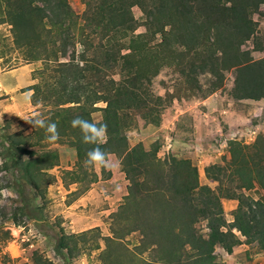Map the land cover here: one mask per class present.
Here are the masks:
<instances>
[{
  "label": "trees",
  "instance_id": "trees-1",
  "mask_svg": "<svg viewBox=\"0 0 264 264\" xmlns=\"http://www.w3.org/2000/svg\"><path fill=\"white\" fill-rule=\"evenodd\" d=\"M83 1L80 51L72 33L78 17L68 0H0V7L6 5L15 41L28 50L27 60L47 63L39 82L26 91H34L32 103L43 106L41 114L57 124L58 140L76 151L77 168L68 172L70 183L81 182L89 171L90 183L97 177L83 166L86 153L96 145L84 144L79 130L72 128L76 115L106 124L108 138L99 147L122 159L128 195L112 217V236L104 238V264H225L216 248L232 254L242 241L234 230L256 253H263L264 201L246 193L264 191V136L251 145L229 142V157L205 171L218 183L217 189L201 184L192 160L171 156L162 162L157 150L148 153L142 143L132 147L128 138L136 114L160 123L165 98L155 94L152 82L165 67L175 66L194 80L210 74L218 81L214 89L226 71L234 70L235 100L264 99V58L254 59L242 48L254 34L249 14L259 0ZM135 6L146 22V32L138 35ZM97 112L102 113L99 122ZM30 136L38 143L46 141L43 129L34 128ZM10 145L11 152L18 147L15 142ZM16 150L12 168L20 171L24 189L31 188L36 197L46 171L58 165L59 157L51 151L38 155L26 144ZM225 199L238 201L231 223ZM29 206L24 193V214ZM200 223H205L207 233ZM133 233L140 236L136 254L123 244ZM80 237L62 236L58 253L65 250L72 256ZM123 255L127 263L120 261Z\"/></svg>",
  "mask_w": 264,
  "mask_h": 264
},
{
  "label": "rangeland",
  "instance_id": "rangeland-1",
  "mask_svg": "<svg viewBox=\"0 0 264 264\" xmlns=\"http://www.w3.org/2000/svg\"><path fill=\"white\" fill-rule=\"evenodd\" d=\"M74 14L78 17L73 29L76 42L82 37V17L86 4L83 0H68ZM138 23L134 35L146 32L144 15L140 7L132 9ZM3 23L0 24V264H104L101 253L106 248L105 237L112 236V217L124 203L128 195L129 181L123 171L122 159L111 154L114 167L111 170H93L83 175L81 182L70 183L77 168L76 151L66 142L43 141L38 143L30 136L34 128L24 117L40 112L43 106H35L34 91H26L39 82V72L46 67L44 60H27L28 50L15 41L13 27L7 17L6 5L0 7ZM253 22V36L242 48L250 50L254 59L264 58V0H259L249 14ZM77 51L82 46L76 43ZM74 46L68 45L71 54ZM65 61L64 59H62ZM24 72L26 80L16 91L8 93L2 82V75L9 71ZM183 76L175 66L165 67L153 79L152 89L156 95L165 98L159 124L147 122L140 115L133 116V126L128 131L130 146L142 143L148 153L157 152L162 162L171 157L192 160L200 173V181L213 189L218 183L206 177V169L214 164H223L229 157V142L236 140L244 144L240 134L249 130L257 131V138L264 136V99L235 100L233 88L235 71L224 73V80L208 75H199L196 80ZM104 107L103 104H98ZM97 122L102 113L94 114ZM17 148L26 144L40 155L44 152H56L59 157L57 166L46 171L44 184L39 195L29 187L24 189V179L20 171L12 168ZM24 157V154H22ZM20 157V155H19ZM18 158V157H17ZM24 193L30 204L24 214ZM246 194L264 201V191L254 189ZM237 203V206L235 204ZM228 223L233 222V212L238 207L237 200H223ZM198 227L207 233L205 223ZM9 233V236L6 234ZM81 236L77 247L70 256L64 250L58 253L57 247L62 236ZM233 253L228 254L217 247L216 254L225 264H264V252L256 253L241 238ZM140 236L133 233L123 244L129 252L136 254ZM74 246V245H73ZM125 250V249H124ZM123 252H126L123 251ZM127 253V252H126ZM133 253V254H134ZM146 256V255H145ZM126 262V256L121 260Z\"/></svg>",
  "mask_w": 264,
  "mask_h": 264
},
{
  "label": "clouds",
  "instance_id": "clouds-1",
  "mask_svg": "<svg viewBox=\"0 0 264 264\" xmlns=\"http://www.w3.org/2000/svg\"><path fill=\"white\" fill-rule=\"evenodd\" d=\"M24 119L33 128L43 129L46 141L55 142L60 138L57 124L50 122V119L44 117L41 113L33 112L26 115ZM71 126L73 129L79 130L84 144L96 145L86 153L83 166L90 170H111L114 167V161L109 153L99 147L107 141V125L91 122L76 115L71 121Z\"/></svg>",
  "mask_w": 264,
  "mask_h": 264
},
{
  "label": "crops",
  "instance_id": "crops-1",
  "mask_svg": "<svg viewBox=\"0 0 264 264\" xmlns=\"http://www.w3.org/2000/svg\"><path fill=\"white\" fill-rule=\"evenodd\" d=\"M25 80L24 72L17 70L5 72L2 75L3 86L8 93L16 91ZM235 206H237V203Z\"/></svg>",
  "mask_w": 264,
  "mask_h": 264
},
{
  "label": "built area",
  "instance_id": "built-area-1",
  "mask_svg": "<svg viewBox=\"0 0 264 264\" xmlns=\"http://www.w3.org/2000/svg\"><path fill=\"white\" fill-rule=\"evenodd\" d=\"M237 135L238 134H234V140H236L237 138H235V137H237ZM239 136H241L244 140V144H246V145H251V144H253L255 141H256V139H257V131L256 130H249V131H247V132H244V133H242V134H240ZM241 139H238L237 141H240ZM234 232L238 235V236H240V238H242V239H244V237L243 236H241V233L240 232H238V231H236V230H234Z\"/></svg>",
  "mask_w": 264,
  "mask_h": 264
},
{
  "label": "bare ground",
  "instance_id": "bare-ground-1",
  "mask_svg": "<svg viewBox=\"0 0 264 264\" xmlns=\"http://www.w3.org/2000/svg\"><path fill=\"white\" fill-rule=\"evenodd\" d=\"M233 181V180H232Z\"/></svg>",
  "mask_w": 264,
  "mask_h": 264
}]
</instances>
